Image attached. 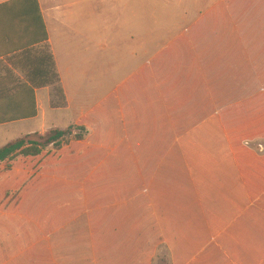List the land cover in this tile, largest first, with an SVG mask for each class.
Masks as SVG:
<instances>
[{
  "label": "crops",
  "instance_id": "0c3cea01",
  "mask_svg": "<svg viewBox=\"0 0 264 264\" xmlns=\"http://www.w3.org/2000/svg\"><path fill=\"white\" fill-rule=\"evenodd\" d=\"M38 3L46 42L25 50L22 28L12 33V43L0 32V92L12 91L0 93V115L12 119L0 123V133L73 129L83 136L65 147L77 151L58 165V180L78 187L87 209L48 231L52 260L58 262L57 248L87 247L88 255L62 260L264 264V139L237 148L254 154L240 155L242 177L227 158L216 120L227 127L234 120H264L260 112L250 117V106L230 112L264 103V0ZM45 44L65 105H51L58 103L51 87L33 89L37 115L14 120L16 92L31 87L23 52L38 57ZM11 226L0 225V238L15 233L18 227ZM33 247L19 248L2 264L18 263ZM158 252L167 258H157Z\"/></svg>",
  "mask_w": 264,
  "mask_h": 264
},
{
  "label": "trees",
  "instance_id": "16d2710c",
  "mask_svg": "<svg viewBox=\"0 0 264 264\" xmlns=\"http://www.w3.org/2000/svg\"><path fill=\"white\" fill-rule=\"evenodd\" d=\"M0 20L10 21L0 23V32H4L8 43L15 41L12 33H16L15 30L18 28H22L23 32L26 33V42L21 44L22 49L26 50V48L47 41L38 0H12L1 4ZM41 31H43V37H41ZM23 54V56L28 55V58L25 59L26 70L23 73L31 87L23 90L16 89L18 90L16 93L20 94V102L14 120L29 119L37 115L33 89L51 87L56 98L60 99L56 105H65L60 77L50 47L45 44L40 49L38 57L35 55L31 57V52L28 49ZM11 92L9 89H3V92L0 93L9 95L12 94ZM260 97L264 98V94H261ZM247 106L251 107L246 110L250 117L259 112L264 115V103L262 104V102L260 105L258 104L257 108H253L252 104H244L230 109V112L243 111ZM11 120L7 118L6 113L4 117L0 115V123ZM216 120L220 125L222 124L224 130L223 138L228 145L227 158L236 166L240 176L244 177L246 169L241 166L240 160L242 158L240 155L248 153L254 156V154L246 149L239 150L237 148L245 142L264 139V120H261V122L263 121L261 124H258L256 119L252 120L251 118L242 122L234 120L229 127L222 122L220 116ZM72 130H55L44 136L28 135L0 149V215H3L0 219V225L3 224L6 229H11V225L18 227L14 228L13 238L8 235L9 233L0 238V264H2L4 257L9 258V255L17 254L19 248L21 250L29 244L33 246L34 243H36V247H33L27 255L21 256L17 260L18 263L15 262L16 264H68L62 259L88 255L91 250L87 247L57 248L58 262H55L52 260L50 250L45 242V237L51 228L76 221L77 215L82 214L87 209L84 202H81V199L77 197L78 187L76 189L72 186L73 184L58 180L60 174L58 165H61L65 160L67 161L77 151L66 150L65 148L72 144L71 141L67 140L68 136L72 135ZM229 130L234 133L229 134ZM74 137L76 141L83 140V136L80 134ZM190 139L191 143L195 141L192 137ZM36 159L38 161L32 165ZM36 166L38 170L34 171ZM14 173L16 176L8 181L9 176ZM4 181L7 182L6 185L3 184ZM54 193H60L61 197L58 201L51 205L45 202V209L40 210L39 206ZM6 236L9 238H5Z\"/></svg>",
  "mask_w": 264,
  "mask_h": 264
},
{
  "label": "rangeland",
  "instance_id": "374dc122",
  "mask_svg": "<svg viewBox=\"0 0 264 264\" xmlns=\"http://www.w3.org/2000/svg\"><path fill=\"white\" fill-rule=\"evenodd\" d=\"M0 1H4V0H0ZM43 1V4H44V0H42ZM25 34V33H24ZM22 74V73H21ZM23 90V89H22ZM51 95H52V93H51V90L50 89H48L47 90ZM53 95L55 96V94L53 93ZM56 97V96H55ZM56 100L58 101V102H60V99L58 100V98H56ZM50 102H51V105L52 106H56V102H55V99H53V100H50ZM50 105V104H49ZM50 105V106H51ZM48 107V105H46V108ZM45 111H46V109H45ZM51 121H53V123L54 124H56L59 128H64V122H61L62 120L61 119H56L55 121L52 119ZM29 124H21L20 125V129L21 130H28L29 128ZM18 131H19V129H18ZM18 131H15L14 133L13 132H10V133H8V132H1L0 133V148L2 147V146H4L6 143H8V142H14V141H17V140H19V139H22V138H24V137H26V136H28V135H24V133L22 134V135H19V136H17L18 135ZM71 133H72V135L71 136H68V138H67V140H69V141H73V140H75L74 138V136L75 135H77V134H75L74 135V130H72L71 131ZM17 136V137H16ZM9 144V143H8ZM49 150H52V148H49ZM45 155V154H44ZM21 161V160H20ZM28 162L30 161V159L29 160H27ZM38 161V159H36V160H34V162L32 163V165L33 164H35L36 162ZM60 169V168H59ZM36 170H38V167L36 166L35 167V169H34V171H36ZM14 176H16V174L14 173V174H12L11 176H9V178H8V181H11L12 179H13V177ZM0 178H1V175H0ZM3 184L4 185H6L7 184V182H3ZM52 193V192H51ZM45 196V195H44ZM59 197H61V195H60V193L59 194H57V193H54L53 195H50V196H48V198L39 206V209L40 210H44L45 209V202L46 203H48L49 205H51V204H53V203H55V202H57L58 201V199H59ZM157 258H159V259H163V257L165 256L166 258H167V256L165 255V254H163L162 252H158L157 253ZM167 260V259H166ZM164 264H168V260L164 263Z\"/></svg>",
  "mask_w": 264,
  "mask_h": 264
},
{
  "label": "built area",
  "instance_id": "2783aa9c",
  "mask_svg": "<svg viewBox=\"0 0 264 264\" xmlns=\"http://www.w3.org/2000/svg\"><path fill=\"white\" fill-rule=\"evenodd\" d=\"M262 148V146H260Z\"/></svg>",
  "mask_w": 264,
  "mask_h": 264
}]
</instances>
